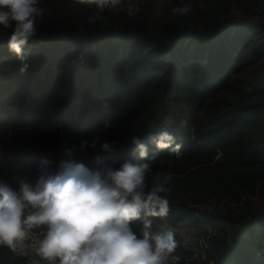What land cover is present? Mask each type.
<instances>
[{"label":"trees","instance_id":"16d2710c","mask_svg":"<svg viewBox=\"0 0 264 264\" xmlns=\"http://www.w3.org/2000/svg\"><path fill=\"white\" fill-rule=\"evenodd\" d=\"M134 2L129 16L40 0L23 60L0 28V182L18 190L62 160L119 168L139 160L136 137L156 157L146 191L156 173L172 175L167 225L214 229L204 261L174 234L176 264H264V0ZM184 3L192 11L173 16ZM164 131L179 157L151 142ZM155 218L149 231H167ZM130 227L141 236L144 222ZM26 251L0 247V264H28Z\"/></svg>","mask_w":264,"mask_h":264},{"label":"clouds","instance_id":"9594fccd","mask_svg":"<svg viewBox=\"0 0 264 264\" xmlns=\"http://www.w3.org/2000/svg\"><path fill=\"white\" fill-rule=\"evenodd\" d=\"M74 2L94 5L101 13L126 11L135 16L141 11L134 0ZM39 4L40 0H0V28L12 29L9 49L21 60L24 46L36 34V21L44 14ZM191 11L192 6L184 3L173 7L172 15ZM26 68L25 64L21 71ZM97 139H93L92 148ZM151 142L159 150L168 149L177 157L181 154V145L166 131L152 136ZM132 143L137 146L139 160L125 161L119 168H90L62 160L56 168H42L34 183L18 180V190L0 182V247L12 252L19 249L21 254L34 248L28 264H169L170 258L176 264L180 258L174 255V232L149 231V217L168 215L171 188L167 185L172 175L156 173L146 191L156 157L148 156L147 146L138 138L133 137ZM88 146L87 141L81 142V149ZM101 148L111 150L107 142ZM141 219L144 229L138 236L130 225ZM37 229L42 238H35Z\"/></svg>","mask_w":264,"mask_h":264},{"label":"built area","instance_id":"2783aa9c","mask_svg":"<svg viewBox=\"0 0 264 264\" xmlns=\"http://www.w3.org/2000/svg\"><path fill=\"white\" fill-rule=\"evenodd\" d=\"M161 222L164 226H167L165 217L160 218ZM214 234V229L211 226V224L206 223L204 225V229H200L199 233L197 235H192L190 233H185L178 235L181 239L182 248L185 251H189L193 253L194 258L198 259L200 261H204L207 258V253L210 249V239ZM38 233L36 232L35 238H37ZM184 236V237H183ZM31 243V241H29ZM32 249H27V253H32Z\"/></svg>","mask_w":264,"mask_h":264},{"label":"crops","instance_id":"0c3cea01","mask_svg":"<svg viewBox=\"0 0 264 264\" xmlns=\"http://www.w3.org/2000/svg\"><path fill=\"white\" fill-rule=\"evenodd\" d=\"M155 220H158L159 222L161 221L160 218L156 217ZM161 225V223L159 224ZM163 228L165 229H171L174 234H178L181 235V234H185V233H190L192 235H197V233H199L200 229L197 228L195 225H192L190 224L189 222H184V223H180V224H177L175 226H164L163 224L161 225ZM169 261H172L171 258Z\"/></svg>","mask_w":264,"mask_h":264},{"label":"rangeland","instance_id":"374dc122","mask_svg":"<svg viewBox=\"0 0 264 264\" xmlns=\"http://www.w3.org/2000/svg\"><path fill=\"white\" fill-rule=\"evenodd\" d=\"M176 116L179 117L182 126L188 123V114H187L185 108H184V109H181V110H179V111H177V112H176ZM176 122H177V120H174V119H172V118L166 120V123H167V124H170V125H172V126H177V123H176ZM51 153H52V152H51ZM160 223H161V225L163 224L161 221H160V222L158 221V224H160ZM183 237H184V236H183ZM39 238H42V237L40 236V234H38V236H37L36 239H39ZM32 250H34V248H32ZM32 252H34V251H32Z\"/></svg>","mask_w":264,"mask_h":264}]
</instances>
